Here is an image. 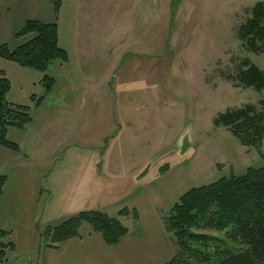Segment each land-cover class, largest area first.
Masks as SVG:
<instances>
[{
    "label": "rangeland",
    "instance_id": "374dc122",
    "mask_svg": "<svg viewBox=\"0 0 264 264\" xmlns=\"http://www.w3.org/2000/svg\"><path fill=\"white\" fill-rule=\"evenodd\" d=\"M80 2L78 54L70 63L51 64L53 91L41 106L26 105L32 121L24 130L7 131L43 173L36 199L40 233L80 212L126 208L140 216L120 219L132 235L157 237L174 256L177 245L164 223L181 196L264 163L256 148L214 123L228 110L263 108L264 90L237 77L251 65L264 73V53L250 52L238 37L264 0ZM69 27L75 34L74 20ZM116 35L125 38L123 50ZM75 75L94 78L89 93L86 86L83 94L77 89ZM40 88L36 97L45 94ZM102 156L109 177L102 179L99 170L98 179L88 174L81 181L85 173L75 159ZM84 227L83 234L92 229ZM207 233L225 240L222 249L233 245L226 232ZM217 245H210L211 255Z\"/></svg>",
    "mask_w": 264,
    "mask_h": 264
},
{
    "label": "trees",
    "instance_id": "16d2710c",
    "mask_svg": "<svg viewBox=\"0 0 264 264\" xmlns=\"http://www.w3.org/2000/svg\"><path fill=\"white\" fill-rule=\"evenodd\" d=\"M56 14L59 3H54ZM253 17L238 30V37L245 47L255 54L264 53V4L258 3L252 10ZM33 35L27 43L11 51L7 45L0 47V57L16 63L22 68L43 74L42 84L45 94L31 97L35 106H40L46 96L53 91L56 80L47 74L56 61L68 62L67 53L60 48L58 26L29 20L17 34V38ZM245 87L264 90V73L251 65L237 77ZM10 82L5 74H0V146L19 152L18 144L7 139L9 127L24 130L32 121L30 109L26 106L10 104L7 95ZM261 111L253 105L228 110L219 114L214 123L231 131L243 145L254 147L261 153L264 140V101ZM7 176L0 175V194ZM131 213L139 219L137 211L123 209L119 216ZM88 224L94 233L102 236L109 246H115L126 237L129 229L117 217L100 210L80 212L61 225L47 228L40 233L49 247L80 237V229ZM165 231L175 239L177 251L165 264H264V163L260 167H250L242 175L231 174L216 182L193 188L186 192L171 209L164 223ZM211 232H226V240L232 246H220L225 240ZM12 234L0 228V261L6 260L15 251L13 241L6 239ZM217 243H219L217 245ZM210 245L217 247L213 255Z\"/></svg>",
    "mask_w": 264,
    "mask_h": 264
},
{
    "label": "crops",
    "instance_id": "0c3cea01",
    "mask_svg": "<svg viewBox=\"0 0 264 264\" xmlns=\"http://www.w3.org/2000/svg\"><path fill=\"white\" fill-rule=\"evenodd\" d=\"M70 1L73 4L68 6L65 0H0V47L5 44L11 51H15L32 39L33 35L17 38V34L29 20L44 24L56 23L59 46L67 53L68 62H72V58L79 51L75 45V37H77V19L81 2L80 0ZM54 3H59L57 14ZM66 7L71 10L67 16L63 13L67 10ZM73 20L76 24L75 34L74 30L72 31L69 27ZM124 35L122 33V37ZM128 37L130 38V35ZM116 38L120 44L117 49L119 48L120 51L124 49L126 41L125 38L120 40L118 35ZM129 38L128 47L130 46ZM120 57V59L123 58V56ZM1 73L5 74L10 82L7 101L10 104L21 106L33 105L31 97L38 95L36 92L41 90L43 74L22 68L0 57ZM114 73L115 70L110 74L112 78H114ZM72 80L82 94L84 89L86 90L84 93H89L94 82V78L89 75L85 77L75 75ZM120 127L121 130L123 125L121 124ZM75 160H78L76 164L82 165L83 169L80 168V170L85 173L81 181L88 179L90 176L88 174L98 179L99 170H102V179H106L105 176L109 177L106 175L108 173L103 156L96 157V159L78 157ZM31 161V155L21 147L17 152L0 146V175L7 176L6 184L0 194V228L12 232L6 241L10 239L16 246L15 251L8 254L10 258L0 261L1 263L14 260L15 264H165L172 259V250L169 248L168 252L157 237L134 236L129 231L119 244L109 246L102 236L94 233L92 229H87L89 232L86 230V234H83L82 229L85 225L80 229L78 238L67 240L53 247H49L48 243H40L38 234L41 230L38 226L36 206L38 200L36 199H40L41 196L40 181L43 173L42 170L35 169ZM81 189L84 191L85 187L82 186ZM88 199L90 197L84 196L82 200ZM102 211L112 217L124 218L119 216L120 210L114 212L106 206Z\"/></svg>",
    "mask_w": 264,
    "mask_h": 264
}]
</instances>
